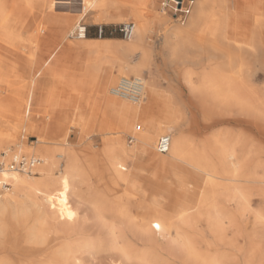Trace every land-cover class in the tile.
Segmentation results:
<instances>
[{"label":"bare ground","instance_id":"1","mask_svg":"<svg viewBox=\"0 0 264 264\" xmlns=\"http://www.w3.org/2000/svg\"><path fill=\"white\" fill-rule=\"evenodd\" d=\"M23 1L27 6L34 4L41 9L47 8L50 2V0ZM51 1L54 8L60 4L73 3V0ZM128 2L131 1L80 0V7L76 9V13L82 17L93 12L94 17L103 23H112L124 19ZM156 5L157 0H147L143 8L131 5L130 18L135 24L133 35L128 39L131 41L120 40L116 43L114 40L93 41L85 36L79 38L81 41L67 43L66 53L86 48H109L112 52L121 54L120 62L116 66L117 72L125 73L127 76L141 74L144 68L149 69L152 61L151 49L145 42L151 22L161 26L167 22V19L159 14ZM147 8L154 12L151 20L146 18ZM25 16L14 20L22 25ZM11 19L5 3L0 0V39L7 43L10 50H16L24 40L19 32L13 34L7 32L6 26L10 24ZM58 20L61 24L59 30L61 40L65 39L67 34L73 35L80 25L75 16L67 15ZM190 20L193 25L191 28L188 27L189 30L186 32L188 35H180L184 33L183 29V32L177 30L175 40H168L166 45L175 52L190 44L197 52L194 58L202 55L204 58L205 55L210 65L209 71L203 70V76L198 84L192 81L191 74L188 77L191 95L188 110L193 118L196 120L197 115L201 114L203 118L211 121L210 125L223 123L224 121H216L208 116L215 104L225 105L238 114H254L264 110V0H198L190 14ZM56 22L53 21L52 24L55 25ZM73 22L74 28L68 33ZM55 37L59 39L58 35ZM56 48L52 51L54 52ZM137 51L142 52L141 58L132 60L133 54L139 53ZM31 55L36 56V59L27 60L26 67L20 74L30 72L34 77L39 70H44V75L54 73V66L48 63V55L38 56L37 52H32ZM2 60L0 58V76L5 78L14 72L15 68L11 63L7 64L6 71L1 69V65L4 64ZM199 63L200 61L197 62ZM79 70L85 71L76 66L75 71ZM155 81L153 77L147 80L146 84L149 87L145 85L144 93L146 91L149 94L155 87ZM24 87L31 93V84ZM110 93L112 94L111 89ZM114 97L124 100L123 102L140 103L136 107L141 114L144 111L142 99L134 102L116 95ZM10 101L0 102V108L9 103L12 106L14 100ZM15 108L20 117L24 116ZM26 111L27 108L25 113ZM185 114L186 111L183 110L182 118ZM181 121H174L175 132L168 134L171 136V145L165 157H157L155 154L153 148L155 135L143 133L134 134L139 142L135 148L129 147L122 136L108 140L100 152L104 162L101 171L89 168L88 155L84 150H79L72 144H65L54 150L38 149L35 153L40 161L32 173L7 169L0 172V178L3 179L1 185L5 182V177H11L15 186L14 196L9 200L0 199V214L2 216L16 214L17 217L24 219V222L29 209H33L37 214L36 231L41 235V239L37 238L25 245L23 257L2 253L0 264H106L98 255L110 247L117 248L120 255L119 258L112 257L109 264H129L131 260L145 264L151 261V256H156V253L161 251L167 253L175 251L179 254L177 257L182 260L181 264H264V201L255 203L253 198V191L255 189L259 191L264 186V166L261 165V159L254 158L250 162H242L240 160L243 157L242 151L238 149L242 145L241 142L229 146L225 142L217 141L216 144L219 145L217 154H213L217 152L215 149L209 153L203 148H189L184 133L179 129ZM233 121L238 124L250 123L248 119L240 117ZM9 126L8 129L0 130V148L8 142H14L17 137L19 125ZM171 126L165 123L159 125L157 134ZM20 128L35 130L37 126L31 116ZM35 138L37 142L43 140L41 136ZM140 152L151 159L152 164L159 169L169 171L185 184L189 183L194 188L191 199L194 206H188L173 197L171 201L173 205H179L178 211L174 212L162 206L161 198L151 190L149 184L135 172L133 174L129 168V163L132 161L134 163ZM249 152L250 150L247 153ZM261 167L262 175L259 173ZM90 169L97 174L98 182L109 198L113 187L121 183L134 202L144 210L137 214L127 210L121 212L126 224L135 231L133 232L135 246L131 247L132 251L123 245L119 247L121 241H125V237L121 236L113 222L107 218L109 214H106L111 212L100 209L94 200L90 202V209L84 212L83 220L90 218L99 220L101 227L108 229L111 244L107 243V238L101 237L103 234L101 236L90 234L84 226L86 221L79 222L82 205L86 204L81 185L87 180ZM139 192L145 194L143 199ZM223 193L235 198L237 203L242 205L240 214L225 212V207L219 206L218 199ZM239 216L242 222H238ZM224 217L230 218L229 226ZM177 221H181L186 227L178 226ZM202 224L205 225L204 228ZM156 225L160 227L157 228ZM4 226L5 222L0 219V232ZM45 232L52 234V237L50 239L44 237L48 235H45ZM240 240H243L241 246L238 244ZM139 244L145 249L139 250L137 248Z\"/></svg>","mask_w":264,"mask_h":264},{"label":"rangeland","instance_id":"2","mask_svg":"<svg viewBox=\"0 0 264 264\" xmlns=\"http://www.w3.org/2000/svg\"><path fill=\"white\" fill-rule=\"evenodd\" d=\"M37 1L39 2L40 0ZM129 1L132 3H127L128 7L124 13V19L112 23H103L94 17L95 13L93 12L80 17L79 14L76 13V9L80 7V0H73L74 4H60L57 8L53 7V1L50 0L48 7L45 9H41L40 6L38 7V5L34 4L27 6L23 0H3L12 19L26 16L24 24L21 25V23L15 21L10 24V27L9 25L6 26V30L10 34L21 33L24 42H22L20 48L10 50L6 45L7 43L0 39L2 41H0V58L1 60L4 58L2 60L4 64L1 65V69L6 71L8 68L7 64L11 63L14 64L15 68L14 72L12 71V73L5 76V78L0 76V102L8 103L9 100H11L10 102L14 100V103L12 102L13 108L11 103L7 105L8 107L4 106V108H0V130L2 128L8 129V126L12 124L19 125V131L15 141L8 142L3 148H0V159L4 152L10 153L13 151L20 154L36 156L35 152L40 148H50L54 150L58 147L65 146V144H72L77 149L84 150L88 155L89 168L101 171L104 168V162L100 152L107 145L108 140H112L117 136H122L129 147L135 148L139 142H137L134 134L141 135L143 133L153 132L155 135L158 124L165 123L167 126L172 125L171 127H167L165 131L158 133L159 135L156 134L157 136L155 135L153 143L156 156L165 157L168 152L160 154L156 149L157 141L160 136L166 133L173 134L175 132V127L173 126L174 121L182 120L179 124V129L184 133L186 145L189 148H203L209 153L215 149L217 152H213V154H217L219 151V145L216 144L217 141L225 142L229 146H232L236 142H241L242 145L238 147V149L242 151L241 155L243 157L240 156V160L245 163L246 161L250 162V160L254 158L261 159V165L264 166V110L254 114H238L234 109H230L225 105L215 104L212 106L208 116L213 118V120L224 122H217L214 125H210L209 123L211 121L203 118L201 114H198L195 120L189 113L188 108L191 95L188 77L191 74L192 81L198 84L203 76V70L209 71L208 67H210V65L205 59V55L204 58L203 55L202 57L194 58L197 52L190 44H186L179 50L172 52L166 45V42L168 40H175V35L178 32L177 30L180 32L184 31V33L180 35L187 34L186 32L189 30L188 27L191 28L193 25L190 20V14L197 5L198 0H157V10L160 15L167 19V22L162 26L151 22L146 35L145 42L151 49L152 64L150 63L149 69L147 67L144 68L141 74L130 75L143 77L146 87H149V85L146 84L147 80L153 77L156 80L154 85L157 91L156 98L151 100L149 94L145 91L144 98L141 101L144 111L138 116L134 114L130 115L126 120V126L120 123L119 114L108 111L105 108L104 97L99 91L101 84L115 73L111 81L104 87V91L107 92V95L114 97V95L110 93L111 87L114 86L121 77H129L125 75V73L117 72L116 66L120 62L121 54L114 53L109 48H86L72 50L66 53L65 48L67 43L69 44L71 41L77 42L81 40L68 34L65 39L61 40V37H59L61 24L58 19L67 15L75 16L77 18V23L87 26L88 37H114L115 39L124 38V41H131L121 34L118 27L123 22L133 21L130 18L131 5L143 8L146 6L147 0ZM13 7L15 10L11 11ZM147 9V13L145 12L146 18L151 20L154 17V12H152L150 8ZM52 19H57L58 21ZM53 21H57V25L52 24ZM53 25L57 27L54 28ZM100 25H102L105 30L102 36H99L98 32ZM177 26L178 28H176ZM73 28L74 22L69 27L68 33H70ZM168 32L170 33L168 34ZM57 35L59 39H56L55 36ZM45 37H48L50 40V46L47 49H41L40 46L45 40ZM116 42L117 41H115V43ZM2 43L4 45H2ZM53 48H56L54 52L52 51ZM32 52H37L38 56L42 54L48 55V63L50 62L49 64H52L50 66H54V73L44 75V70H39L34 74V77L30 72L20 74L23 72L21 70L26 67L25 63L27 60L30 58L36 59V56L31 57ZM137 52L139 53L133 54L132 60H139L141 58L142 52ZM8 56L9 59H7ZM198 61H200L199 64H197ZM76 66L85 71L80 72L79 70L76 72ZM27 84L32 85L31 93H28L27 88L24 87ZM114 98L122 101V99L117 97ZM21 100L22 102H19ZM24 101L26 102L25 104ZM125 102L134 106L140 104ZM10 106L12 109L9 108ZM14 108L17 109V112L23 113L24 116L20 117L18 113L15 112ZM26 108L27 111L25 113ZM51 108H57L55 117L49 115ZM183 110L186 111L184 118H182ZM92 114L97 116V120L90 122L89 119ZM33 115H35V117H33ZM31 116L34 119V123L37 125V130H25L20 128L21 125H25L28 118ZM236 117L248 119L250 123L238 124L233 121ZM56 125L64 126V130H55L54 126ZM101 126H105V130H101ZM37 136H41L43 140L37 142L35 138ZM249 150L250 152L248 154L247 152ZM215 156L217 157V155ZM137 158L142 159L140 163L143 165V169L138 168L137 163L135 164V162L133 163L132 161L129 163V168L132 170V173L135 174L134 172H138L145 176L147 181L150 182L149 186L151 190L161 198L162 206L168 207L174 212L178 211L180 207L177 206L179 205L175 206L171 201L172 197L176 194V188L175 186H173L174 188H168V186H166L169 182L168 179L171 173L164 169H157L154 167V164L152 165V160L145 157L142 152L139 153L136 159ZM92 169H90L91 171L88 170L87 180L81 185L82 195L86 204L82 205L83 209H81L80 212L81 217L79 222L84 223L86 221L84 223L86 225L84 226L90 234L99 236L103 234L101 237L107 238V243L109 245L111 244V238L107 231L108 229L101 227L99 220L93 218L83 220L84 212L90 209V202L94 200L100 209L111 212L106 214H109L107 218L111 223L113 222L121 236L125 237V241H121L119 247L123 245L126 248H130L131 250L129 251H132L131 247L135 246V237L133 236V232L135 231L133 227L126 224L125 218L121 215V212L127 210L137 214L144 210H141L140 205L134 202L129 192L121 183L113 187L111 198H109L104 188L99 184L97 174H94ZM55 171L57 172V169ZM259 173L261 175L263 174L262 167L259 168ZM36 175L39 174L36 173ZM2 181L3 179L0 178V183ZM5 181L11 184L9 187L10 190L0 188L1 200H9L15 193L13 179L11 177H5ZM137 188L140 190L139 187ZM139 193L141 199H143L145 192ZM253 198L255 203L256 201H264V186L263 189L259 191L256 189L253 191ZM218 203L220 207H225V212L240 214L242 210V205L238 204L236 199L230 197L227 193H223L219 196ZM188 206H194V203H190ZM29 210L30 211L27 212L26 215V222L24 221L25 223L23 222L24 219L17 217L16 214L6 216L0 214V219L5 222L3 231L0 232V255L2 253H7L23 257L25 254V245L30 244L37 238L41 239V235L36 231L38 227L36 220L37 214L33 209L30 208ZM16 221H18V223ZM224 221H226L228 225L230 218L224 217ZM240 221L242 222V218L239 216L238 222ZM177 224L180 227H186L181 221H177ZM204 226L205 225L202 224L203 228ZM45 235L47 236L44 237L49 239L52 237V234L49 232H45ZM230 235L232 234L230 233ZM238 244H243V240H240ZM137 248H139V250L145 249L141 247L140 244ZM119 255L120 253L117 248L110 247L102 251L98 257L105 260L106 264H109L112 257L119 258ZM177 255L179 254L175 253V251L173 253L161 251L156 253V256H151V261L145 264H181L182 260L178 258ZM129 264H138V262L131 260Z\"/></svg>","mask_w":264,"mask_h":264},{"label":"built area","instance_id":"3","mask_svg":"<svg viewBox=\"0 0 264 264\" xmlns=\"http://www.w3.org/2000/svg\"><path fill=\"white\" fill-rule=\"evenodd\" d=\"M135 24L133 22H123L118 29L125 38H130L133 35ZM99 36L105 33L102 25L98 28ZM88 35V28L86 25L80 23L79 27L74 31L73 36L77 38ZM145 87L144 78L141 76L121 77L114 87L111 88L112 94L127 98L131 101L137 102L143 97ZM171 145V136L168 134L160 136L157 141L156 148L159 153H166ZM40 159L36 156L20 154L16 152H4L0 159V172L4 170H16L20 172L31 173L34 171ZM9 182L0 183V188L9 189Z\"/></svg>","mask_w":264,"mask_h":264},{"label":"crops","instance_id":"4","mask_svg":"<svg viewBox=\"0 0 264 264\" xmlns=\"http://www.w3.org/2000/svg\"><path fill=\"white\" fill-rule=\"evenodd\" d=\"M14 10H15V8L13 7L11 9V11H14ZM14 21H15L14 19L13 20L11 19L10 24L12 22H14ZM10 24H9V27H10ZM111 33H112V31H111ZM87 38H89L90 40H93V41H97V40H100V41H102V40H115V41L125 40L124 38L115 39L114 37H105V38H103V37H100V38L87 37ZM49 46H50V40L48 39V37H45V40L42 42L40 48L41 49H47ZM114 74L112 76H110L109 79H107L106 81H104L101 84L99 91L102 94V96L104 97L103 100H104L105 108L108 111H113V112L119 114L120 115L119 116L120 123L122 125H125L126 124V120L128 119V117L130 115L134 114L135 116H138V115H141V113H140L139 109L136 106L128 104V103L123 102V101H120V100H118V99H116L114 97H111V96L107 95V92L104 91L105 85L111 81V79L113 78ZM155 87H153L151 89V91H150L151 93L149 92V97H151L150 98L151 100H154L156 98L157 91H156ZM56 110H57V108H51L49 115L51 117H55ZM33 117H35V115H33ZM36 118H38V117H36ZM89 120H90V122H92L93 120L96 121L97 120V116H95V114H92L90 116ZM36 121H37V119H36ZM159 125H161V124L157 125L156 134L158 132ZM101 128H102L101 130H105V126H101ZM54 129L55 130H64V126L56 125V126H54ZM149 133L153 134V132H149ZM141 161H142V159H140V158L138 159L137 158L136 161H135V164L137 163V167L140 168V169H143L142 168L143 165H141V163H140ZM153 166L156 167L157 169H159L157 166H155V165H153ZM136 174L138 176L142 177L143 180L150 185V182L147 181V179L145 178L144 175H141L138 172ZM168 180H169V182L166 184V186H168V188H172L173 186H175V188H176V194L173 196L174 199H178V200L182 201L185 204L192 203L191 199H192V193L194 191V188L191 185H189V183H186V184L183 183L182 180L177 179V177H175L173 174H170V177H169Z\"/></svg>","mask_w":264,"mask_h":264},{"label":"snow or ice","instance_id":"5","mask_svg":"<svg viewBox=\"0 0 264 264\" xmlns=\"http://www.w3.org/2000/svg\"><path fill=\"white\" fill-rule=\"evenodd\" d=\"M157 228H159L160 226L159 225H156Z\"/></svg>","mask_w":264,"mask_h":264}]
</instances>
